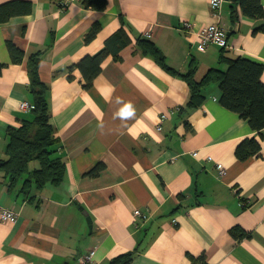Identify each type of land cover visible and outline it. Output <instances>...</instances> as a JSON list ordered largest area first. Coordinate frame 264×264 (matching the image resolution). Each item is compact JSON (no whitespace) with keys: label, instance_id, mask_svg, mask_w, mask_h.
I'll return each instance as SVG.
<instances>
[{"label":"crops","instance_id":"obj_1","mask_svg":"<svg viewBox=\"0 0 264 264\" xmlns=\"http://www.w3.org/2000/svg\"><path fill=\"white\" fill-rule=\"evenodd\" d=\"M65 1L0 0V8L18 5L0 23V161L8 129L31 118L20 104H33L27 62L39 53L65 162L61 184L32 188L29 199L0 171V205L18 214L14 224L0 221V264H78L91 250L95 264L127 254L129 264H264V129L260 156L238 160L236 146L257 134L219 103L217 83L187 109L190 90L181 77L191 69L199 81L237 58L264 65V33L255 32L264 20L224 0L228 47L200 52L199 30L215 23L207 0H106L103 11ZM143 42L174 74L142 52ZM10 45L23 53L21 63H13ZM101 51L100 72L85 89L82 73L69 69ZM99 164L104 168L87 176ZM235 228L245 237L234 239Z\"/></svg>","mask_w":264,"mask_h":264},{"label":"trees","instance_id":"obj_2","mask_svg":"<svg viewBox=\"0 0 264 264\" xmlns=\"http://www.w3.org/2000/svg\"><path fill=\"white\" fill-rule=\"evenodd\" d=\"M232 2L243 16L264 20V9L260 0H232ZM80 3L85 8L95 11H103L106 7V0H80ZM16 4L0 8V23L8 21L14 13L12 8H18ZM23 10L30 12V8ZM97 31L98 27L94 26L85 37V42H90ZM255 32L264 33V25ZM141 48L144 54L150 55L164 69L174 74L165 66L163 57L152 43L143 42ZM9 51L13 63L22 62L21 51L11 45ZM105 57V51L86 57L71 67L69 72L74 70L73 68L81 72L85 80L84 88L87 89L99 74L100 64ZM39 64V53L29 57L27 68L33 96L31 118L23 121L19 127L8 129L6 159L0 161V171L4 172L9 188L12 189L21 183L19 194L23 199L30 198L32 188L42 190L48 185L59 186L65 174V162L57 155L58 139L49 122L48 88L39 77ZM227 64L225 71L210 69L199 81L194 79L191 69L181 75L190 90L187 109L199 106L204 99L203 89L211 83H217L220 90L219 103L246 121L251 130L257 134V137L244 139L236 146L235 156L240 161H246L252 157H259L261 153L260 132L264 129V84L261 82V75L264 65L246 58L229 60ZM103 168L104 166L99 164L88 172L87 176L94 177ZM230 233L237 240L245 237V233L236 228ZM131 259L132 254L122 255L112 259L108 264H129ZM193 264H206V262L200 259Z\"/></svg>","mask_w":264,"mask_h":264},{"label":"built area","instance_id":"obj_3","mask_svg":"<svg viewBox=\"0 0 264 264\" xmlns=\"http://www.w3.org/2000/svg\"><path fill=\"white\" fill-rule=\"evenodd\" d=\"M74 2H80V0H66L63 4L64 6H67V4L74 3ZM224 0H207V3L209 5L212 18L215 19V23L211 24L208 27L202 28L199 30L197 34V41H196V48L200 52H204L209 45H215L221 49H226L228 47L227 44V34L226 31L220 26V9L223 4ZM185 27L189 28L190 24H185ZM146 38H150V35L147 34ZM32 106H30L26 102H22L20 104V109L22 111H30ZM166 119V116L162 114L159 119V125L157 126V130H161V123ZM195 156L196 154L193 153ZM210 160V158H207ZM216 170L218 172L219 177H223L225 175V169L221 165L216 166ZM133 216L135 218H142L146 219L144 215L141 214L139 210H135L133 213ZM18 218V214L13 210L9 208H4L0 205V221L8 224H14ZM94 251H88L87 253L83 254L79 260L78 264H95L93 258H94Z\"/></svg>","mask_w":264,"mask_h":264},{"label":"water","instance_id":"obj_4","mask_svg":"<svg viewBox=\"0 0 264 264\" xmlns=\"http://www.w3.org/2000/svg\"><path fill=\"white\" fill-rule=\"evenodd\" d=\"M84 214H85V215H87V213H86V212H84Z\"/></svg>","mask_w":264,"mask_h":264}]
</instances>
